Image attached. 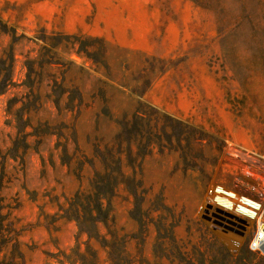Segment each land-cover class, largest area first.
I'll return each mask as SVG.
<instances>
[{
  "label": "rangeland",
  "instance_id": "obj_1",
  "mask_svg": "<svg viewBox=\"0 0 264 264\" xmlns=\"http://www.w3.org/2000/svg\"><path fill=\"white\" fill-rule=\"evenodd\" d=\"M262 183L264 0H0L2 264H264Z\"/></svg>",
  "mask_w": 264,
  "mask_h": 264
},
{
  "label": "built area",
  "instance_id": "obj_2",
  "mask_svg": "<svg viewBox=\"0 0 264 264\" xmlns=\"http://www.w3.org/2000/svg\"><path fill=\"white\" fill-rule=\"evenodd\" d=\"M218 189H227L225 187H213L208 192V198L206 200V203L204 204V211H206L208 208H214L216 211L223 215H232L235 218L245 221L250 220L253 221L254 227L251 233V237L248 242V249L257 255H259L262 259H264V205L262 203L258 202V209L255 211V216L253 219L247 218L244 214L238 213L235 209V207L228 208L225 205H220L217 203V199L226 197L222 196ZM259 198L262 202H264V183H262L261 187L258 191ZM241 197V196H240ZM250 208V207H247Z\"/></svg>",
  "mask_w": 264,
  "mask_h": 264
},
{
  "label": "trees",
  "instance_id": "obj_3",
  "mask_svg": "<svg viewBox=\"0 0 264 264\" xmlns=\"http://www.w3.org/2000/svg\"><path fill=\"white\" fill-rule=\"evenodd\" d=\"M138 168H140V165H138ZM89 199L90 198H88V200ZM81 208H82V212L84 213V215H87L88 218L91 220H92V218H94L95 215L100 214V212H101L100 206H98V205H84ZM1 210H2V207L0 205V251L6 243V238L4 235V219H3V215L1 213ZM81 217L82 216L77 215L76 219H75L76 223L79 226H81V224L83 222V221H81ZM0 264H2L1 261H0Z\"/></svg>",
  "mask_w": 264,
  "mask_h": 264
}]
</instances>
